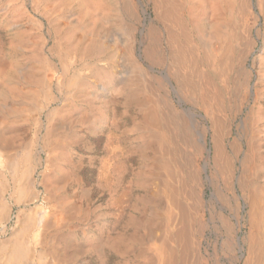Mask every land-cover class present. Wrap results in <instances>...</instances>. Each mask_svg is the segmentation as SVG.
<instances>
[{
  "label": "bare ground",
  "instance_id": "obj_1",
  "mask_svg": "<svg viewBox=\"0 0 264 264\" xmlns=\"http://www.w3.org/2000/svg\"><path fill=\"white\" fill-rule=\"evenodd\" d=\"M249 17L264 18V0H0V233L11 199L41 186L52 202L31 239L30 213L0 237L4 264L30 263L28 241L60 264L85 247L64 191L74 156L104 135L118 158L104 179L125 178L134 157L143 191L129 218L143 232L104 239L110 248L134 242L145 259L149 236L155 264H264V27L253 34Z\"/></svg>",
  "mask_w": 264,
  "mask_h": 264
},
{
  "label": "rangeland",
  "instance_id": "obj_2",
  "mask_svg": "<svg viewBox=\"0 0 264 264\" xmlns=\"http://www.w3.org/2000/svg\"><path fill=\"white\" fill-rule=\"evenodd\" d=\"M249 21L251 26H253V34L255 33L256 28L264 27V18L253 20L252 17H249ZM260 46L261 41L260 39L256 38L254 47L255 52L258 51ZM252 80L255 81L254 78ZM261 89L264 91V83L261 85ZM125 123L128 125L130 123V119L128 118ZM237 124L238 116L236 117V120L233 121L231 137L235 136ZM105 148H107V146L105 144L104 135L102 139H94L92 142H90L88 147L79 150V152H77V154L74 156V159L78 160V179L74 180L70 185L67 186L64 191V200L67 199V201L77 202L78 205L81 206L82 211L80 212V215L85 218V220L76 226L75 232L77 235V240L81 241L85 247H83L81 250H78L75 255L71 257L69 256L68 262H71V264H155V256L152 248L153 240H151L149 236L143 241L146 244L144 247L146 249L145 253L148 256V258L145 259L137 254L138 251L136 253L137 255L133 251L135 246L138 247L137 243H126V246L121 247L120 250H116L110 248L106 242L107 240H104L121 237L126 238L127 236L129 237L132 234L138 233L139 231L143 232L142 229L137 230L138 228H136L130 221L132 216L139 214L138 209L135 206H138L137 202L139 195L143 193L141 189L132 186L130 182L132 178V171L137 167L138 162L134 157H130V160L127 162L128 170L125 178L115 180L114 182H111V180L106 181L104 179L105 176L103 177L102 175L103 168L105 165H107V163L113 165L117 162L118 158H112V152H110L108 148ZM39 156L44 157L45 152L40 153ZM43 169L44 167H41L39 170L41 171ZM4 171L8 170L5 169ZM124 186H128L130 188L129 194L120 201L119 191ZM15 187L18 188V185H15L12 188L13 191L16 190ZM37 191V197L34 199H28L27 201L24 200L20 202L14 198L11 199L10 203L12 202V216L11 220L7 223V231L0 233V237L2 239L8 238V229L12 228L14 230L16 227H18L23 217L28 213H30L37 222V225L29 231L28 238L31 239L33 235L40 229L39 223L43 218V212L40 204L41 202H44L45 205L49 206L52 202L46 200L47 194L43 187L38 186ZM209 193L210 190L206 189V195ZM124 205L125 207H123ZM241 214L243 215L244 211H242ZM60 216H63L62 212H59L58 217ZM117 217L119 219H117ZM61 224L63 223L59 222L56 229L60 230ZM243 224L244 226H242L238 232L239 236H242L245 232H248L250 228L248 223L244 222ZM61 231L63 230H60V232ZM209 232L210 231H206V235L204 236L203 234L201 237V250L205 256H208L209 252H212V246L207 245V243L211 242L212 240V234ZM88 236L91 238L95 237L97 239H101L102 242L97 243V246H90L87 241H85L88 239L86 238ZM44 245L45 244L40 242L35 244L31 241H28V246L30 248L32 247L31 249L34 250V256L31 258L30 263L28 264H60L62 262V257L57 255L45 254L39 257L40 250ZM242 252L246 254L245 250L239 251L240 254H242ZM65 258L68 259V257ZM4 260L5 259L3 257L0 258V264H2L1 262L4 264ZM212 263L213 261L210 260L209 264ZM14 264L24 263L22 260H19ZM238 264H242V260L239 261Z\"/></svg>",
  "mask_w": 264,
  "mask_h": 264
}]
</instances>
